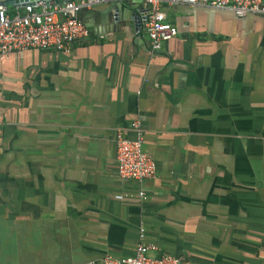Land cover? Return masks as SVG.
<instances>
[{"label":"crops","instance_id":"1","mask_svg":"<svg viewBox=\"0 0 264 264\" xmlns=\"http://www.w3.org/2000/svg\"><path fill=\"white\" fill-rule=\"evenodd\" d=\"M161 10L177 35L158 52L111 11L66 52L0 58V264L141 243L182 264H264V16ZM135 121L157 166L143 182L118 175Z\"/></svg>","mask_w":264,"mask_h":264},{"label":"built area","instance_id":"2","mask_svg":"<svg viewBox=\"0 0 264 264\" xmlns=\"http://www.w3.org/2000/svg\"><path fill=\"white\" fill-rule=\"evenodd\" d=\"M147 9L145 29L151 49L158 52L165 42L177 35V29L167 22L161 10L163 5H204L218 9H230L236 16L248 14L264 16V0H142ZM103 0H76L66 4L37 1L34 5L13 10L0 6V58L15 52L28 50H54L66 52L72 45L88 36L78 13L91 9ZM135 138H127L122 132L116 136L118 175L122 180L143 182L156 177L157 166L143 150V129L138 121L132 123ZM143 233V231H142ZM144 237L143 235L141 236ZM158 248L154 244H139L134 256L114 258L104 256L101 261L86 264H182L173 256L154 257Z\"/></svg>","mask_w":264,"mask_h":264},{"label":"water","instance_id":"3","mask_svg":"<svg viewBox=\"0 0 264 264\" xmlns=\"http://www.w3.org/2000/svg\"><path fill=\"white\" fill-rule=\"evenodd\" d=\"M37 1L62 5L76 0H0V6H5L9 10H13L34 5ZM103 4H109L105 10L95 9L97 6ZM138 6L139 2L137 0H103V2L95 5L91 9H82L78 13V19L85 25L88 31V36L85 39L89 40L94 36V24H98L99 21H104L105 16L109 12L115 11L121 16L123 26L128 27L133 34L141 33L144 40L150 41L148 33L143 32V22L145 21L147 10L140 12ZM140 13L144 14L143 17H141Z\"/></svg>","mask_w":264,"mask_h":264}]
</instances>
